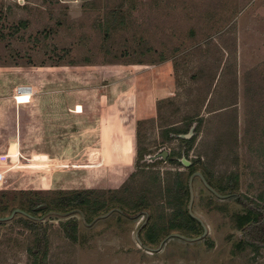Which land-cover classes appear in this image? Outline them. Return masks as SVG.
I'll list each match as a JSON object with an SVG mask.
<instances>
[{"label":"rangeland","instance_id":"374dc122","mask_svg":"<svg viewBox=\"0 0 264 264\" xmlns=\"http://www.w3.org/2000/svg\"><path fill=\"white\" fill-rule=\"evenodd\" d=\"M181 154L215 187L236 176L264 210V0H0V207L77 193L114 205L89 224L37 211L49 236L37 264L264 263V248L238 245L235 196L196 175L206 233L173 235L203 233L169 227L172 181L190 172ZM71 217L76 242L61 227ZM21 218L0 221V264H35ZM146 222L170 233L153 251Z\"/></svg>","mask_w":264,"mask_h":264},{"label":"trees","instance_id":"16d2710c","mask_svg":"<svg viewBox=\"0 0 264 264\" xmlns=\"http://www.w3.org/2000/svg\"><path fill=\"white\" fill-rule=\"evenodd\" d=\"M187 132H190L188 130ZM186 132V133H187ZM181 133V134H186ZM179 134H177L178 136ZM179 137V136H178ZM184 142H187L185 138L179 137ZM180 164H182L180 162ZM183 165V164H182ZM190 172L188 174V178L183 179L182 173H176L174 179L172 181L173 184V192H175L174 199L177 201L178 206L176 210L173 212V220L170 222L169 227L171 229H190L192 236H198L203 232V223L194 215H192L188 206L182 208L181 201L183 198L186 199L187 204L189 201V177L194 173V166H189ZM199 178V177H198ZM236 176H228L227 181H233V183L229 184H217L215 187L209 180H205L208 185L211 187L210 192L214 194L216 197L225 198L235 196V201L239 203L243 207V211L237 216V228L242 230L244 233V238L239 242L238 245H242L249 240L248 244L252 245L255 249L264 248V210H262L257 203L252 202L243 194L238 193L236 190L237 181L235 180ZM167 193V202L169 204H173L170 199L172 194L170 190ZM42 205V203H40ZM37 206V204L32 205L30 209L22 210L18 207H12L9 209L8 214L4 213L7 206L0 207V221L9 217L13 211H17L18 214L22 215L20 221L24 224V228L26 227L30 232H33L34 245L29 247L30 253L34 256V263H40L44 257L47 256V249L49 245V236L47 233V227H43L40 221H35L40 218L42 215L49 212H56L58 214H69L70 212H78L81 215V218L86 224L91 223L97 217L103 215L101 213H107L108 211L114 208V205H107L105 200H98L97 198H87L84 193H77L72 196H62L60 198H55L51 200L47 205L43 204V206L38 209L33 210V207ZM146 208L143 206L137 207L132 213L135 212H143ZM37 211H40V217L37 216ZM148 222L143 227H140L139 234L142 231H145V238H140V241L143 247H150L152 245H158L161 240H163L166 236H169V232L162 233L160 228L158 229L155 224H150L148 226ZM62 231L63 235L71 240L72 242L77 241V220L74 217L68 218L62 222ZM147 227V228H146ZM255 232V233H254ZM259 232V238L256 239L255 235ZM255 235L253 238L252 236ZM251 237V240H250ZM256 239V240H255ZM262 241L260 245L258 242ZM33 248V250H31ZM253 248V249H254ZM256 250V251H257Z\"/></svg>","mask_w":264,"mask_h":264},{"label":"water","instance_id":"95a60500","mask_svg":"<svg viewBox=\"0 0 264 264\" xmlns=\"http://www.w3.org/2000/svg\"><path fill=\"white\" fill-rule=\"evenodd\" d=\"M190 131H191V130H190ZM191 134H192V132H187L186 134H179L178 136L187 139V138H189V137L191 136ZM167 154H168V152H167L166 150L162 149V150H160L159 152H157L156 154L150 156V158H151L152 160L157 159V158H166ZM179 161H180L184 166H189V165H190V162L187 161V160L185 159V157H184L183 154H181V157H180ZM194 175H196V176H198L200 179H202V181H203V183L205 184V186H207V188H209V189L211 190V187L206 183V181L204 180L203 176H202L200 173H193V174L190 175V177H189V181H188V184H189V203H188V210H189V212H190L192 215H194L193 212H192V209H191V207H192V202H193V196H194V194H193V189H192V178H193ZM194 216H195V215H194ZM196 217H197V216H196ZM197 218L201 221V219H200L199 217H197ZM205 233H206V230H205V227H204V225H203V233H202L200 236H198V237H195V238H186V237H184L183 235H177V234H173V235L178 236V237H180V238H184V239L194 240V239H197V238H199V237H203ZM163 241H164V240L161 241L160 245L162 244Z\"/></svg>","mask_w":264,"mask_h":264},{"label":"crops","instance_id":"0c3cea01","mask_svg":"<svg viewBox=\"0 0 264 264\" xmlns=\"http://www.w3.org/2000/svg\"><path fill=\"white\" fill-rule=\"evenodd\" d=\"M162 241V240H161ZM144 248H147L148 250H151L153 251L151 248L149 247H144ZM146 252V251H145ZM196 259H198V257H196L195 259H193L192 257L188 258L187 262L185 261L184 257L180 256V257H176V258H171V259H168V260H165V262H161L162 264H172L170 262V260H173V261H176L175 263L176 264H195L196 263ZM200 259H202V256L200 257ZM125 260V259H124ZM195 260V261H194ZM233 260V259H232ZM230 261V260H229ZM234 261V260H233ZM186 262V263H185ZM154 264L156 262H153ZM174 263V264H175ZM79 264V263H78ZM131 264V263H130ZM222 264H226V263H222ZM244 264H264V263H244Z\"/></svg>","mask_w":264,"mask_h":264}]
</instances>
